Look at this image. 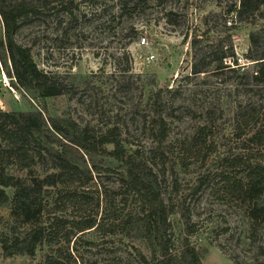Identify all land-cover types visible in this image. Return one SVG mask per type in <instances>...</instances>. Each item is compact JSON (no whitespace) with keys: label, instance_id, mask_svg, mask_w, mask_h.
I'll return each instance as SVG.
<instances>
[{"label":"rangeland","instance_id":"374dc122","mask_svg":"<svg viewBox=\"0 0 264 264\" xmlns=\"http://www.w3.org/2000/svg\"><path fill=\"white\" fill-rule=\"evenodd\" d=\"M10 1L40 6L15 38L61 86L62 94L43 102L46 115L71 117L98 136L117 137L147 162L167 208L173 253L187 238L206 249L203 264H264V225H254L247 206L223 189L227 178L244 180L237 162L257 154L249 139L264 122V82L253 79L260 67L252 58L264 51V41L257 46L250 41L252 34L264 33L259 13L241 21L228 18L230 0ZM2 27L0 20V34ZM230 47L238 65L231 58L223 64L236 71H218L216 58ZM196 67L203 72L195 74ZM0 72V109H34L30 95L11 87L1 61ZM239 127L246 134L239 136ZM12 159L4 162L6 172L25 177ZM92 160L101 171L86 187L89 207L60 206L59 214H101L105 190L120 209L139 212L131 196L123 202L121 168L113 159L99 154ZM53 165L50 157L38 162L42 170ZM108 166L118 168L111 172ZM11 208L0 205V239L24 229ZM132 235L122 238L106 228L86 233L76 246L79 258L83 264H147L136 249L149 260L150 247ZM47 251L45 246L33 257L6 258L0 248V264H43Z\"/></svg>","mask_w":264,"mask_h":264},{"label":"trees","instance_id":"16d2710c","mask_svg":"<svg viewBox=\"0 0 264 264\" xmlns=\"http://www.w3.org/2000/svg\"><path fill=\"white\" fill-rule=\"evenodd\" d=\"M144 2V0H140ZM139 2V3H140ZM138 3V4H139ZM38 3L0 0V61L12 88L30 95L36 102L29 111H3L0 109V205L12 206L13 217L23 226L21 233L6 235L0 239L4 257L25 255L33 257L42 247H47L43 264H83L77 252V244L91 231L103 228L122 238L132 233L143 238L151 250L148 260L140 249L138 256L147 264H203L206 249L200 250L184 238L177 253L172 251V240L168 233V212L158 189L157 177L138 153H129L116 137L98 136L92 129L81 127L71 117L48 116L46 99L62 94L59 83L40 70L31 49L16 41L23 20L35 14ZM126 10L128 5L121 7ZM259 13L264 19V0H230L227 3L228 18L241 21ZM264 32V31H263ZM231 40V37H229ZM252 45L264 41V33L252 34ZM252 56L260 70L253 75L256 82H264V51ZM216 58V57H215ZM234 59L232 47L216 58V69L225 68L235 72L236 68L224 65L225 59ZM195 74L203 72L196 67ZM1 75V72H0ZM243 120L250 121L249 113ZM164 125V123H163ZM165 127L159 136L166 137ZM239 127V136L244 133ZM257 153L242 156L237 163L244 168V180L227 178L223 189L231 197L247 206L248 216L256 226L264 225V122L249 139ZM112 145L109 150L106 146ZM197 146L198 143H193ZM112 158L120 169V182L124 190L123 202L131 196L139 206V212L125 211L118 207L115 197L101 191L103 202L101 214L95 216L84 211L77 216L59 214L60 206L86 209L91 203L86 187L94 183L93 174L100 172V165L93 162L97 155ZM257 155L260 159H256ZM50 157L54 162L51 171L42 170L38 162ZM13 158L16 166L26 173L25 177H14L6 172L4 162ZM90 158V162L89 159ZM253 158L254 161L252 160ZM91 164V166H89ZM108 166L107 171H115ZM84 178V179H83ZM97 187V183L94 184ZM11 190L13 192L11 193ZM48 196H53L50 207Z\"/></svg>","mask_w":264,"mask_h":264},{"label":"built area","instance_id":"2783aa9c","mask_svg":"<svg viewBox=\"0 0 264 264\" xmlns=\"http://www.w3.org/2000/svg\"><path fill=\"white\" fill-rule=\"evenodd\" d=\"M257 74V72H254V75H256Z\"/></svg>","mask_w":264,"mask_h":264},{"label":"water","instance_id":"95a60500","mask_svg":"<svg viewBox=\"0 0 264 264\" xmlns=\"http://www.w3.org/2000/svg\"><path fill=\"white\" fill-rule=\"evenodd\" d=\"M13 192V190H11V193Z\"/></svg>","mask_w":264,"mask_h":264}]
</instances>
